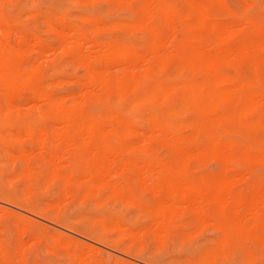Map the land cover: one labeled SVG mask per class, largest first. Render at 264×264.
Returning <instances> with one entry per match:
<instances>
[{
  "label": "rangeland",
  "instance_id": "1",
  "mask_svg": "<svg viewBox=\"0 0 264 264\" xmlns=\"http://www.w3.org/2000/svg\"><path fill=\"white\" fill-rule=\"evenodd\" d=\"M125 1L126 0H11L5 3L4 12L14 17L16 21L19 20L18 22L13 23L15 29L23 30V32L27 36H29L30 34H34L43 42L46 48L42 52L48 51L47 54H45L46 52L42 54L39 51L40 49L38 48V45L32 44V42L31 44L33 46L31 45V51L30 49H28V53H31L34 59L37 58V62L40 61L39 63L42 65L44 86H47L48 89H50L57 95H64L71 92L77 93L79 91H82V89L84 91V88L82 87L84 81L83 79L87 76V71L84 64L76 60L74 56L64 54L61 50V47L60 49H58L59 46H61L62 42L54 32L48 30L46 21L50 20L59 28L61 27L62 22L60 21V19H58V17L60 18L61 15L59 14H62V16H65L67 23H73L85 29L86 32L89 35L93 36L94 40H96L97 42H103L104 40L109 38L107 40H114L121 44L137 45L140 51L144 53L147 51L151 41L154 39V35L150 27L146 26V20L148 19L145 17V14L141 9V2H143V0H127V4L125 3ZM148 1L149 0H146L147 3L143 2L142 5L149 4L148 6L151 8V3L153 2L151 0V3H148ZM159 1H162L163 3L161 4L158 2L156 4L155 1L153 3L154 8L152 7L153 10H155V5L158 6V4H161L160 6H158L159 9L158 7H156L157 12H160L161 6L167 3L166 5H168V7L164 5V8H172V10L174 9V11L177 12V14L175 15L180 21L184 15H187L192 22L196 21L198 15L195 11V8L193 9L192 6L199 4V6L205 8V13L211 19L217 20L222 23H228L231 27H235L238 24H245V21L243 19L246 17L248 19H252L264 30V0ZM251 1H254V3H252ZM32 4H34L35 6ZM29 11L35 12V16H29ZM54 13H57L59 16ZM76 13L78 15H76ZM80 15L87 16V19L86 17L85 19H82V16ZM175 15L174 18L176 19ZM94 16L96 20H92ZM114 19L122 21L120 22L122 26L118 21H114ZM175 19H173V21ZM126 21H129V23H127ZM175 22L178 23V20H176ZM94 23H96L97 26H100L96 27ZM105 23H107L106 26L108 27L104 26ZM158 23L163 29L162 33L158 36V40L164 42L167 41L165 43L167 45H171V43L175 45L182 41L193 42L200 45L212 44L213 42L212 36L205 29L197 25H193L192 30H190V32H186L187 29L185 27L184 18L182 20V23H179V25L175 23V25L180 28H177L178 30L174 29V22L171 23L173 24V29L178 31V33L174 30V32L172 31L173 33L171 32V24L165 26L162 25L160 21H158ZM239 25L237 26L238 28L236 27V29H241L245 26L242 25L243 27L240 26L239 28ZM109 26H111L112 28ZM245 30L246 32L241 34L239 38H235L231 41L233 48L238 49V43L240 42H244L248 45H252L255 42V36L249 31L248 28H246ZM172 34L174 35V40L170 41L169 39L173 37ZM176 34H179L178 37L180 36V41L177 38ZM102 38L105 39L103 40ZM56 48L58 49V52H54L57 51ZM89 48L91 47L86 46L85 49L88 50ZM49 49L52 50L54 55H51L53 53H51ZM236 49L235 51L237 53V59L235 67L223 63H218L217 68L219 72L231 76L239 74L240 76L245 78H253L255 77L253 69L254 67H257L258 76H260V78L262 79V84L260 85L258 81H255V84L257 85L259 83L261 89H263L264 61L257 59L255 55L251 53H242ZM59 50H61L62 52ZM59 52L60 54H58ZM48 56H50V58H47ZM112 67L114 68L115 66ZM112 69L109 71L110 74H116L114 72L118 73L117 67L115 68L116 70ZM202 74V71L184 65L176 57H172L169 60V64L162 69V72L161 70L157 69H155L153 72V76L156 79L166 81L170 79L175 80V78L177 79L179 76L200 78ZM157 76L160 78H157ZM46 80H48V82H50L51 80L52 85H50V83L48 84ZM80 93L81 92L77 93L76 95ZM28 94L29 93L27 91H23L21 92V98L19 100L16 99L18 101L14 100L12 101V103H10V105L2 103L0 107V121L3 120L0 124V197L17 199L21 203H27L28 201L32 207L43 211L45 214H47V216H54L57 214L59 216V223H54L51 220L44 219L37 215L33 216L34 214H31L24 209L23 211L21 210L22 208L19 207H12V205L2 202L0 199L1 203H4L0 204V208H15L13 209L15 213H7L5 210L3 211L2 209H0V216H3L0 217V264H21V262L23 264H99L98 261H100V264H264V230L262 229L263 232L259 230L261 228H264V224L259 227H254V223L251 222V220L253 219V217H255V214L253 212L252 214L248 215L251 208L255 206L254 204H259L262 201L259 197V199L256 198L257 200L255 199L253 201L254 198H250V189L253 184H257L259 182L258 178L261 175L260 171L264 176L263 159L255 157L245 158L237 154H223L214 151L212 152L208 151L206 147H202L204 146L202 145L200 146L202 148L195 146L191 149L190 154H188V161H179L177 160V155L173 150H171V148L161 145L159 140H154L153 147L148 149L146 152H143L144 147L140 145H137L136 147L131 146L132 148H129L130 146L125 145L120 146L118 148L119 151H121L122 153H125L127 151L130 152V156L133 155V158L129 156V160H118V162H121V166L118 162H116V164L114 163L115 165L113 164V166L115 167L112 166L109 168V166L106 165V167L104 168L105 171H103L102 173L96 170L94 172V175L96 176L98 181H102L99 185L90 186L89 184H87V182H85V173H82L80 171L79 164H77L78 162L76 163L77 159L75 161V157L73 159V157L71 156V154H75L72 152L76 147V152L80 149L83 150L82 143L74 144V146L76 147H73V151L69 149V147L71 148L73 144L71 146V144L68 143L70 146L68 144L67 146L66 142H60V144L57 142V148L55 149L52 148V145H50L49 147L52 146V151L51 148H49V150L45 153H42L41 151L39 152L36 149L38 148L40 150V148L38 147L39 141L37 139L39 135H42L47 131V135L51 137V144H54V139H52V137H56L54 135L59 130L52 131V128H50V126L46 124L47 118H43V116L40 115L41 112L37 111L36 106L38 104V109H46L48 108L45 106L47 103L45 104L44 102H42V100L32 101L31 103L29 102L30 98H28ZM36 102H38L37 105ZM116 102V95L108 97L105 101V103L109 106L115 105ZM42 103L44 108L41 107ZM97 103V100L93 99L87 104L86 108L89 110H94L97 107ZM16 104L17 106H20H16L18 109L15 108ZM22 104L25 107H23ZM8 107H10V110H7ZM4 108H6L5 113L8 112L7 114H3V110H5ZM129 108V105H122L120 107L122 114L124 116L131 117L132 120L140 127L147 128L148 121L146 117L144 115H138L135 111ZM17 113L19 114V116L17 115ZM2 114L4 115V118H2ZM256 116L263 118L264 110L257 111ZM179 117L182 120L189 121L195 117V113L193 111H181L179 113ZM5 121L7 122V124L5 123ZM39 121L43 125V129H40V131L44 130L43 133L41 132L42 134H40L38 128L32 129L34 130V133H32L31 136L29 135V133L32 132V130L29 128L28 129L30 130V132L28 134H25L29 131L28 129H26L27 131L23 133L26 128L23 127V124L26 125L27 123L31 124ZM16 122L22 125L18 129V126L12 127V131H10L11 135H9L6 126L9 124H14ZM179 128L180 131L186 135L191 133V128L189 127L182 125ZM219 128L221 133L226 135L229 134L228 136H232V138L234 136L235 138L236 136H238V141L243 138V141H248L250 143H264L263 124L254 126L248 123H240L235 118H224L219 123ZM60 131L58 133L61 134L62 131ZM20 133L22 134V138ZM58 133L56 134L57 137ZM215 134V130L212 127H209L201 135L199 141L202 143H206L210 136H214ZM14 135H17V137ZM28 135L31 138L27 137ZM12 136L14 137L12 138ZM18 136L20 137L19 142ZM235 138L234 140H237V138ZM133 139L139 141L140 137L136 136ZM2 140L4 142H2ZM18 145H20V147ZM64 146L72 151L71 154H66V152L69 150L65 149L66 152H64V150L61 149ZM199 148L200 150H204H202L201 152L199 151ZM195 149H197L198 151H196ZM18 150H21L20 153H18ZM54 150L57 151L54 152ZM6 151H8L9 153ZM57 152L60 153H58V159L61 158L64 164H58L61 161H58L57 159L56 165L54 167V164L50 162V159L52 158L54 153ZM138 153L142 154L139 156L146 155L148 156V158L150 157L149 159H152L151 156L155 155L153 159L156 158V160L154 159V161H156L157 164L161 163L164 166V169H171L182 166L185 167L196 183L199 182L200 176L205 178L211 177L212 175L221 174L227 175L229 177L234 176L233 178L230 177L232 179V197H236L242 194L245 199L243 205L241 206V209L238 210L237 214L239 218H242V216L246 215L241 219V225L239 223H235L236 219L234 215L236 216V214L234 212L235 208L233 204L223 210L218 205H212L208 202L206 203V201L205 204L207 205L203 204L204 206H202V203L204 201L199 203V201H197L198 198H196L195 201V197L187 193L184 196L180 194L175 195L174 198L172 196V193L169 195H165L161 189L158 190L159 188L157 186H159V184L156 186V183L153 179L155 178L157 183H162V181H164L161 177V172H159V169H162L163 167L158 168V173L160 174L156 173L158 174V177L156 178V174L154 172H156V168L159 166H155L152 163L153 166L156 167H154L155 170H153L154 172H152L155 175L150 173L153 169L152 164L151 166L150 163L149 165L145 164L147 162H143L141 164V159H137L136 156L138 155ZM63 154H66V156H64ZM60 155H62L63 157ZM134 155L136 158L134 157ZM41 156H44V158H42ZM67 157L70 158L69 161ZM63 159H66L67 163L70 161L74 162L73 165L70 163L69 167L72 166L75 169L76 174H79V178L82 177L80 179V181H82L81 183H65L63 175L69 174V170L66 169V167L68 168V164L66 165ZM131 159L133 161H131ZM123 162H125V165L127 163V167L125 165H122L124 164ZM118 165L121 169L118 168ZM117 169L120 171H118ZM122 169L127 171L124 172L122 171ZM113 170L114 172L115 170H117L118 174L110 173V171L113 172ZM147 170L149 172H146ZM26 171H28L29 174L26 175ZM253 171L259 172L255 173L256 175L254 176ZM139 172L142 176H139ZM248 172L253 173L249 174ZM16 173L18 175H16ZM146 173L148 175L149 173L150 175L152 174V177L150 175L148 176ZM121 174L123 175L121 176V179L123 180L122 182H124V184L120 182L121 180H119V182L116 181V179H120ZM244 174H246L247 177L242 176ZM116 175H118L119 177ZM13 176L19 177L14 178ZM113 176H115L114 178H117L112 179ZM151 178L153 181L151 180ZM168 178L167 179L172 182H169V184H173V177ZM157 179H159L160 181L158 182ZM145 180L147 182L149 181L150 185L148 183H145ZM165 182L168 183V181L166 180ZM121 183L125 185V189H123L124 187L123 185H121ZM116 186L118 187L116 188ZM87 188L90 189H88L90 191V195H86L87 198L84 195L85 198H83L82 194H84ZM156 190L159 192H157ZM27 191H30L29 195L28 193H26ZM64 192L65 194H63ZM66 193L70 194L68 195L69 198L66 196L68 199L65 198ZM81 195L83 199L80 198ZM181 197L184 199H181ZM64 199L66 200L64 201ZM61 200L63 201L59 202ZM165 200L168 201L165 203ZM193 200L198 205L194 204L195 202ZM45 201H48V203H46ZM49 202H52V204H50ZM161 202H163L164 204H162ZM179 202L181 203L180 205ZM57 203L59 204L58 206H56ZM174 203L176 204L173 205ZM248 204H250V206H248ZM62 207L64 209H62ZM197 207L198 209H196ZM260 207H258L259 210L262 209ZM203 209H205L206 211ZM1 210L3 212H1ZM162 212H164L163 215L164 217H166L165 220L163 219V217H161L163 220L160 221V219L157 221V219L160 218L159 216H161L158 214ZM169 212L173 213L170 214L171 216L168 220L167 218L169 217V215L167 214H169ZM202 213H204L205 216ZM257 216L259 219L264 221V208ZM93 217L96 218V220H94ZM99 217H101L102 221L101 219H99ZM249 217H251L252 219ZM207 219H209V222L205 223L206 221H208ZM211 219L213 220V222ZM154 220H156L157 222H155L154 226L151 227ZM167 220V223L169 224L166 227V230L162 225H164V222ZM253 220L255 221V219ZM160 222H163L164 224L161 225ZM247 223L251 224L247 225ZM22 225L24 226V228L22 227ZM118 225H120V228L118 227ZM65 226L70 227L71 229H67ZM143 226L144 229L142 228ZM122 227L126 230H123ZM150 227L151 230H148ZM135 228L136 230L134 231ZM137 230L141 232L140 236V233L136 232ZM164 230L168 232H163L165 236L161 234L163 239L160 235L156 238L157 234L153 233V231H156V233L157 231H160L161 233V231ZM68 231H73V234L72 232L70 233ZM124 231H129L130 233ZM184 231H188L187 233H194L190 234L191 236H189V234H187L186 236ZM258 231L262 232L263 234L259 233ZM32 235H34L35 237H33ZM54 235L56 236V238ZM81 235L83 237H81ZM37 237L39 238L38 240L35 239V241L34 238ZM84 237L87 239H91V241L85 239ZM96 239L105 240L107 243H109V246H104L101 244L97 245L99 243L95 241ZM64 241L67 242L66 246L64 245V243H66ZM83 241L86 243V245L88 244V246L97 245L96 247H99L100 250L94 249L93 251H90L92 248L90 246V248H87L88 246H85L84 243H82ZM92 241L95 242L93 243ZM22 242L24 244H22L23 247L21 245ZM129 242L130 244H128L127 247V243ZM221 244L225 251H221ZM161 245L163 247H161ZM45 246L48 248V250L45 249ZM51 247L52 249H50ZM81 247H83L84 250L86 247V250L84 251ZM122 250H126V253L122 252ZM212 251L217 254L214 256V258L213 256H211ZM76 252H79V255ZM85 252L89 253H86V255H84ZM1 253L3 254L1 255ZM108 254L110 255V257H107L109 256ZM122 254L127 255L129 258H127V256L125 255L123 256ZM81 255L83 257H81ZM89 257L91 260L89 259ZM80 258L81 260H79ZM87 258L89 260H87ZM136 259L140 260L141 262L137 261ZM199 259L200 261L203 260L204 263H199ZM205 259L210 260L208 261V263H206L207 261H205ZM5 260L9 263H7Z\"/></svg>",
  "mask_w": 264,
  "mask_h": 264
},
{
  "label": "bare ground",
  "instance_id": "2",
  "mask_svg": "<svg viewBox=\"0 0 264 264\" xmlns=\"http://www.w3.org/2000/svg\"><path fill=\"white\" fill-rule=\"evenodd\" d=\"M8 1H11V0H0V107H1L2 103L10 105V103H12V101H14L16 99L19 100L21 98V92H23V91H27L29 93L28 94V98H30L29 102L32 103V101L42 100V102H44L45 104L47 103L48 105L47 104L46 105L44 104V105L48 108L38 109L37 106L39 104L37 105L38 102H36V105H37L36 108H37V111L41 112L40 115H42L43 118L44 117L47 118L46 124H48L50 126V128H52V131L53 130H56V131L61 130L62 131V132L60 131L61 134L58 133L59 131L56 133L54 132L55 133L54 136H56V137H52V139H54V141H53L54 144H51V140H50L51 137H49L47 135V131L45 133H43L44 130L40 131V129H43V127H42L43 125H42V123H40V121L36 122V123H31V124L27 123L26 125L23 124V127L24 128L26 127L25 130L23 129L24 130L23 133L25 131H27L26 129H28V128L31 130L34 128H38L40 134L43 133L42 135H39V137L37 136L38 137L37 139L39 141L38 147L40 148V150L38 148H36L39 152L41 151L42 153L47 152L49 150V148H51L52 146H53L52 148H54V149L57 148V144L58 143L60 144V142H66V145L69 143V144H71V146L73 144V146L71 148L69 147V149H71L72 151L74 150L73 147H76V146H74V144L82 143L83 150L80 149L77 152H76L77 147L75 148V150L73 152L71 150L67 149V147H65V146L63 147L64 149L63 148H61V149L64 150V152H66L65 149L70 151V152L67 151L66 154H68V153L71 154V152L75 153L73 155L71 154V156L73 157V159L75 157V161L77 159L76 163L78 162L77 164H79L80 171L82 173H85V176H84V178H86L85 182H87V184H89L90 186L91 185L92 186L93 185H99L100 182L102 181V180L98 181L96 176L94 175V172L96 170H98L99 172L102 173L103 171H105L104 168L106 167V165L109 166V168H110L113 166L114 163L116 164V162H118V160H129L130 152L127 151L125 153H122L118 149L120 146L125 145V146H130L129 148H132L131 146L136 147L137 145H140V146L144 147L143 152H146L148 149L153 147L154 140H159L161 145L171 148V150H173L175 152V154L177 155V160H179V161H188L189 160L188 154H190L191 149L194 148L195 146L200 147L202 145H204L202 147H206L208 149V151H212V152L214 151V152H219V153H223V154H226V153L237 154V155H241L242 157H245V158L255 157V158H259V159L264 160V143H261V142H258V143L257 142L256 143L251 142L250 143L248 141H243V138L241 139L242 140L241 141L240 136H239L240 141H238V138H237L238 136H236L237 140H234L235 136L232 138V136H228L229 134L228 135L223 134L219 130L220 129L219 123L224 118H226V119L235 118L240 123H248V124H251L254 126L260 125V124L264 125V117L262 118V117L256 116L257 111L264 110V87H263V89H261L260 85L262 84V79L260 78V76H258L257 67H254V69H253V72L255 73V75H254L255 77H253V78H245V77L240 76L239 74H235L232 76L227 75V74H223V73L219 72V70L217 68L218 63H223L226 65L235 67L236 59H237V57H236L237 53L235 51L236 48H233L231 41L235 38H239L241 34L245 33L246 28H248L249 31L255 36V42L252 45H248L244 42H240V43H238V47H237L238 49H236V50H238L239 52H242V53H251V54L255 55V57L257 59L264 61V30L257 23H255L252 19H248L245 17L243 19L245 21V24L241 23L243 26L244 25L245 26L243 27L242 25L238 24L239 28H240V26H242L243 28L236 29V27L238 25H236L235 27L234 26L231 27L228 23H222V22H219L217 20L209 18L207 16V14L205 13V8L199 6V4L198 5L196 4V5L192 6L193 9L195 8V11L197 12V15H198V18L196 21L192 22L188 18L187 15L183 16V18L185 20V27L187 29L186 32H190V30H192L193 25H197L199 27H202L212 36V40H213L212 44L200 45V44H196L193 42L182 41V42L175 44V45H173L172 43H171V45H167V44H165L167 41L164 42V41L158 40V36L163 31V29L160 27L158 21H160L162 23V25H165V26H168L174 22V26L176 27V28L174 27V29H177L178 27L175 25V23H176L175 21L178 20V23H176V24L179 25V23H182L183 18L180 21L179 19H177L178 17L175 15V14H177V12L174 11V9L172 10V8H170V9L164 8V5H166L167 3L163 4L161 6L160 12H157L156 7L160 6L163 3L162 1L155 0L156 4L158 2L161 4H158V6L155 5V10H153L152 7H153V5H154L153 3L155 1L152 0L153 3L150 2L151 0L148 1V3L150 2L152 4V7L150 8L148 6L149 4L142 5L143 2L147 3L146 0H143V2H141V9L143 10L145 17L148 19V20H146L148 23V25L146 23V26L150 27V29L152 30V33L154 35V39L151 41L147 51L143 53L140 51V49L137 45L121 44V43H118L114 40H107L109 38H107L106 40H104L105 38H102L104 40L103 42H97L96 40H94L93 36L89 35L86 32L85 29H83V28H81V27H79L73 23H72L73 25L71 23L70 24L67 23L65 16H62V14H59V15H61L60 18L58 17V19H60V21L62 22L61 27L58 28L57 25H54L50 20H48V21H46L47 28H48V30L54 32L60 38L62 43H61V46L58 45L59 46L58 49H60V47H61V50L63 51L64 54L72 55L75 57L76 60H78L79 62L84 64V66L86 67L87 76L83 79L84 81H83L82 87L84 88V91H83V89H82V91H79V92H81L80 94L76 95L79 92H77V93L75 92L76 94L71 92V93H67V94L62 93L64 95H61V94L57 95V94L53 93L50 89H48L47 86L46 87L44 86L42 65L39 63L40 62L39 59L42 57H40L38 59L39 62H37V58L34 59L33 55H31V53H28L29 52L28 49H30V51H31V45L32 44L38 45V48L40 49L39 51L42 54L46 52V51L42 52L43 50H45L46 47L44 46L43 42L39 39V37H37L36 35L30 34L29 36H27L23 32V30L15 29V27L13 26V23L18 22L19 20L16 21V19L14 17H12V16L8 15L6 12H4V5ZM126 1H125V3H126ZM140 1H142V0H140ZM251 2L254 3V1H251ZM252 3H250V4H252ZM151 4H150V6H151ZM32 5H34V4H32ZM166 6L168 7V5H166ZM158 9H159V7H158ZM57 13H54V14H57ZM28 14H29V16H32V17L35 16V12L29 11ZM76 15H78V14L76 13ZM174 15L176 16V19L174 18ZM16 16H17V14H16ZM80 16H82V15H80ZM26 17H27V13H26ZM85 17L87 19V16H82V19H85ZM94 19H95V16H94V18H92V20H94ZM173 19H175V20L173 21ZM236 19H237V17H236ZM114 21H118L119 23L122 22V21L115 20V19H114ZM127 23H129V21ZM94 24L96 25V23H94ZM100 24H102V23H100ZM106 25H107V23L104 24V26H106ZM98 26H100V25H98ZM98 26L96 25V27H98ZM121 26H122V24H121ZM171 26H172V28H170V29H172L171 30V32H172L174 30L173 24H171ZM106 27H108V26H106ZM109 27H111V26H109ZM179 27H181V26H179ZM178 29H180V28H178ZM174 31H176V30H174ZM176 32L178 33V31H176ZM181 32H182V30H181ZM178 35H177V38L180 41V38H179L180 36L178 37ZM169 37H171V36H169ZM169 40L173 41L174 35ZM31 42H32V44H31ZM169 44H170V42H169ZM86 46H89L91 48H89L87 50V49H85ZM58 49H57V51H54V52H58ZM61 50H59V51H61ZM50 51H51V53H53L52 50H50ZM47 52L45 54H47ZM58 54H60V52ZM51 55H54V53ZM50 56H48L47 58H50ZM60 56H62V55H60ZM56 57H57V55H56ZM172 57L178 58L184 65H187L189 67H192L193 69L202 71V73H203L202 76L200 78L179 76L177 79L175 78V80L170 79L171 81L168 79H167L168 81L156 79L153 76L154 70L157 69V70H161V72H162V69L165 68L169 64V60ZM35 60H36V62H35ZM112 66H115V67L113 68ZM111 67L113 69H115L117 67L118 73L114 72L116 74H110L109 71L112 69ZM234 67H233V69H234ZM47 68H48V66H47ZM66 77H67V75H66ZM157 78H160V77L157 76ZM255 81L256 82L258 81L260 83V85H259V83L256 85ZM46 82L48 84L50 83V85H52L51 80H50V82H48V80H46ZM113 95H116L117 102L115 105L109 106L108 104L105 103V101L108 97H111ZM93 99L97 100V102H98L97 107L94 110H89L86 108V106ZM18 100H16V101H18ZM29 102H28V104H29ZM32 105H34V104H32ZM122 105H129L130 108L133 111H135L138 115H144L148 121V127L147 128L140 127L138 124H136L132 120L131 117L124 116L121 112V109H120V107ZM16 106H17V104L15 105V108H17L19 105L17 107ZM22 106H23V104H22ZM23 107H25V106H23ZM41 107L44 108L43 103H42ZM39 108H40V106H39ZM4 109L5 110H3V114H7L8 112L5 113L6 108H4ZM7 110H10V107H8ZM181 111H193L195 113V117L189 121L182 120L179 117V113ZM17 115L19 116L18 113H17ZM2 118H4V115L2 116ZM2 121H0V124ZM5 123L7 124L6 121H5ZM23 123H24V121H23ZM21 125L17 122L14 124L7 125L6 129L9 133V135H11L10 131H12L11 130L12 127L18 126L17 127V129H18V128H20ZM182 125L191 128V133L187 134V135L182 133L180 131V128H179ZM209 127H212L215 130L216 134L214 136H210V138L206 141V143L200 142L199 140H200L201 135ZM33 131L34 130H32V132H30V130H29L25 134H28L30 132L29 135L31 136V134L34 133ZM63 132H64V134H63ZM57 133H58V137L56 135ZM17 135H18V133H17ZM17 135H14V136L17 137ZM29 135L27 137H30ZM14 136H12V138ZM136 136L140 137L139 141H136L133 139ZM19 138L20 137L18 136V142H19ZM21 138H22V134H21ZM2 142H4V141L2 140ZM50 145H52V146L49 147ZM102 145H104V146H102ZM18 146L20 147V145H18ZM202 147H200V148H202ZM52 148H51V151H52ZM200 148H199V151L202 152V150H204V149L200 150ZM61 149H60V151H61ZM28 150H31V149H28ZM128 150H131V149H128ZM195 150L198 151L197 149H195ZM20 151L18 153H20ZM56 151L57 150H54V152H56ZM6 152H8V151H6ZM58 153L59 152L54 153V155L50 159V162H52L54 164V167L56 165V161H57L59 154H60V153L59 154ZM11 154H13V153H11ZM66 154L65 155L63 154V155L66 156ZM139 155H142V154L138 153V155H136L137 159H141L140 160L141 164L143 162H147L145 164L149 165V163H150V166L152 163L155 166L156 165L159 166L156 168L152 164L153 169L151 168L152 171L150 173L154 172L153 171V170H155L154 167L156 168V172H154L155 174L158 173V168L163 167L162 168L163 171H162V169H159V172H161V177L163 178L164 181H162V183H161V182H159L160 180L157 179L159 182V183H157L155 178H153V179H154V182L156 183V186L159 184V186H157L159 189L157 187L156 188L158 190L161 189L165 195H169L172 193L173 194L172 196L174 198L175 195L180 194V195L184 196L187 193L189 195H193V197H195L194 198L195 201H196V198H198L199 200L197 199V201H199V203L204 201L202 203V206H204L203 204H205V201H206V203L208 202L212 205L213 204L218 205L223 210L225 208H227L228 206L233 204V206L235 208L234 212L236 214V216L234 215V217L236 219V220L234 219L235 223L240 224L242 222L241 219L244 216H246V215H244V216H242V218H239L237 215L238 210L241 209V206L243 205L245 199H244V196H242V194L239 196H236V197H232L233 191H232V185H231V180H232L231 178H233L234 176L233 177L230 176L231 178L229 176L223 175V174L212 175L211 177H208V178L200 176L199 182L196 183L195 180L190 176L188 170H186V168L183 166L182 167H175V168H171V169H168V168L164 169V166L161 163L157 164L156 161H154V159L156 160V158L153 159V157L155 155L151 156L152 159H149L150 157L148 158V156H146V155H144V156H139ZM60 156H62V155H60ZM41 157L44 158V156H41ZM130 157L133 158V155ZM134 157H135V155H134ZM59 159H58V161H61V162H59L58 164L63 163L61 158H59ZM66 159H63V160L65 161L66 165L68 164V168L66 167V169L69 170V174L63 175V179H64L65 183H76V184L81 183L82 181H80V179L82 177L79 178V174H76L75 169L72 166L69 167V164L71 163L73 165L74 162L70 161L67 163ZM73 159H71V160H73ZM69 160H70V158H68V161ZM142 160H144V161H142ZM149 160H150V162H149ZM131 161H133V160L131 159ZM125 162H127V161H125ZM125 162H123L124 164H122V165H125ZM118 163H120L119 165L121 166V162L119 161ZM126 165H127V163H126ZM144 165H143V167H144ZM120 166L118 168H120ZM113 167H115V166H113ZM54 170H56V169H54ZM117 170H115V172H114V170H113V172L110 171V173H114V174L117 173L118 174V171H120V170H118V171ZM255 170H257V169H255ZM50 171H51V169H50ZM122 171L125 172L127 170L122 169ZM129 171H131V170H129ZM263 171H264V169H263ZM26 172H27V173H25L26 175L29 174L28 171H26ZM30 172H31V170H30ZM143 172H145V171H143ZM146 172H149V171L147 170ZM253 172H250V173L252 174ZM258 172L255 171L253 173V175L255 176L256 175L255 173H258ZM150 173H149V175H150ZM154 173H152V174H154ZM260 173H261V175L258 178L259 182L257 184H253L251 189H250V193H251L250 198H254L253 201L258 197L261 198V200L263 201L262 202L260 200L261 204L255 203L254 204L255 206L251 208L252 211L250 210L249 211L250 213H248V215L252 214L253 212L255 214L256 218L253 217V219H255V221L251 217H249L252 219L251 222L254 223V224L252 223L254 227H259V226L264 224V221L259 219L257 216L260 214V211L263 210V208H264L263 207L264 206V204H263L264 203V176H263V173L261 171H260ZM152 174L150 175L151 177H152ZM158 174H160V173H158ZM158 174L155 175L156 178L158 177L157 176ZM246 174H244L242 176H246ZM249 174H248V176H249ZM16 175H18V174L16 173ZM140 175H141V173L139 172V176ZM154 175H153V177H154ZM238 175H240V174H238ZM116 176H118V175H116ZM121 176H123V175L121 174L120 179L118 178V180L116 179L117 177L114 178L115 176H113L112 179H116L117 182H119V180H121L120 182H122L123 180L121 179ZM16 177L18 178L19 176H16ZM16 177H14V178H16ZM168 177H171V178L173 177L172 180L174 182L175 181L176 182L175 183L173 182V184H169V182H171V181L168 180L169 179ZM12 178H10V179H12ZM104 178H106V177H104ZM151 180H152V178H151ZM165 180L168 181V183L165 182ZM116 181H114V182H116ZM28 183H30V182H28ZM122 183L124 184V182H122ZM122 183H121V185H123ZM145 183L149 184V181L147 182L145 180ZM155 183H154V185H155ZM118 184H120V183H118ZM117 187L118 186H116V188ZM123 187H124L123 189H125V185H123ZM96 188H97V186H96ZM88 189L89 188H87L85 190L86 193L84 192V194H82L83 198H85V196L88 194L90 195V191H89L90 189L89 190ZM114 190H116V189H114ZM157 192H159V191H157ZM26 193H28V195H29L30 191L29 192L27 191ZM63 194H65V192ZM129 194H130V192H129ZM28 195H25V196H28ZM68 195H70V194L66 193L65 198H67ZM82 195L80 198H82ZM172 196H171V199H172ZM70 197H72V196H70ZM86 198H87V196H86ZM0 199L2 202H5L7 204L12 205V207H17V208L19 207V208H22L21 210L24 209L27 212L34 214L33 216L37 215V216H40L44 219L51 220L54 223H59V216L57 214L54 216H47V214H45L43 211L32 207L28 201H27V203H21L17 199L8 198V197H0ZM181 199H184V198L181 197ZM65 200L66 199H64V201ZM191 200H192V198H191ZM1 201H0V204H4V203H1ZM62 201L63 200H61L59 202H62ZM167 201L165 200V203ZM45 202L48 203V201H45ZM161 203L164 204L163 202H161ZM176 203H174L173 205H175ZM50 204H52V202ZM180 204L181 203L179 202V205ZM194 204H197V203L195 202ZM58 205L59 204L57 203L56 206H58ZM205 205H207V204H205ZM248 206H250V204H248ZM257 206L258 207L261 206L260 208H262V209L259 210ZM198 207L196 209H198ZM0 209H2V208H0ZM13 209H15V208H13ZM13 209H11L9 207H3L2 210L3 211L5 210L7 213H15V211ZM62 209H64V208L62 207ZM199 209H201V208H199ZM2 210H1V212H3ZM57 210H58V207H57ZM203 210H205V209H203ZM256 210H257V212H256ZM163 213L164 212L158 214L161 216H159L160 218L157 217L158 218L157 221L160 219H161L160 221H162L163 219L165 220L166 217H164ZM172 213L173 212H169V214H167V215H169V217L167 216L168 220L171 216L170 214H172ZM202 214H204V213H202ZM204 216H205V214H204ZM0 217H3V216H0ZM161 217H163V219ZM93 219L96 220V218H94V217H93ZM99 219H101V217H99ZM0 220H1V218H0ZM168 220L164 222L165 224L163 222L162 223L160 222L161 225L164 224L162 226H164L165 229L169 224V223H167ZM202 220H206V219H202ZM207 220L208 221H206V222L204 221V222L205 223L209 222V219H207ZM101 221H102V219H101ZM157 221L154 220L153 225L151 227H153L155 222H157ZM212 222H213V220H212ZM246 222H247V220H246ZM13 224H14V222H13ZM151 224H152V222H151ZM248 224L249 223H247V225ZM19 227H21V226H19ZM22 227L24 228L23 225H22ZM65 227L67 229H71L70 227H67V226H65ZM118 227L120 228V225H118ZM151 227L148 230H151ZM263 227H264V225H263ZM142 228L144 229V226ZM142 228H140V229H142ZM262 229L264 230V228H261L259 230L263 232ZM20 230H21V228H20ZM123 230H126V229L123 228ZM135 230H136V228L134 229V231ZM139 230H137L136 232H139ZM129 231H131V230H129ZM129 231H124V232H129ZM260 231H258V232L261 234L264 233V232L262 233ZM68 232H70V231H68ZM71 232L73 234V231H71ZM124 232H123V234H124ZM131 232H133V231H131ZM163 232H168V231L164 230V231H161V233H160V231H157V233H156V231H153L154 234H157L156 238L159 235L161 236V234L163 236H165ZM187 232H185L186 236H187V234H189V236H191L190 234L194 233V232L193 233H187ZM139 233L138 234L140 236L141 232H139ZM19 236H20V234H19ZM32 236L35 237L34 235H32ZM79 237H80V235H79ZM81 237H83V236L81 235ZM38 238L39 237L34 238V240L35 239L38 240ZM55 238H56V236H55ZM161 238L163 239L162 236H161ZM190 238H192V237H190ZM85 239H87V238H85ZM87 240L91 241V239H87ZM95 241L97 243H99L97 245L101 244L104 246H109V243H107L105 240L96 239ZM95 241H92V242L94 243ZM64 242H66V241H64ZM82 243H84L85 246H88V244L86 245V243L84 241ZM22 244H23V242L21 243V245ZM128 244H130V242L127 243V247H128ZM23 245H22V247H23ZM64 245L66 246L67 242L64 243ZM140 245H141V243H140ZM89 246L92 248L91 250L89 249L90 251H93L94 249L100 250L99 247H96L95 245L94 246L89 245ZM89 246L87 248H90ZM220 246H222V244ZM129 247H130V245H129ZM161 247H163V246L161 245ZM81 248L83 249V247H81ZM81 248H80V250H81ZM222 248H223V246H222ZM222 248H221V251H223V250L225 251V249L224 248L222 249ZM45 249L48 250V248L46 246H45ZM50 249H52V247ZM106 249H108V248H106ZM74 250H73V252H74ZM85 250H86V247H85ZM113 251H115V250H113ZM1 252H2V250H1ZM20 252H22V251H20ZM20 252H19V254H20ZM122 252L126 253V250H122ZM76 253L79 255V252H76ZM86 253L88 254L89 252H85L84 255H86ZM115 253H117V252H115ZM2 254L3 253H1V255ZM118 254H120V253H118ZM211 254H212L211 256H213V258L215 255H217L213 251ZM222 254H223V252H222ZM125 256H127V255H125ZM19 257H20V255H19ZM81 257H83V256L81 255ZM107 257H110V255ZM127 258H129V257L127 256ZM89 259H90V257H89ZM89 259L87 258V260H89ZM79 260H81V258ZM209 260L210 259H208V260L205 259V261H207L206 263H208ZM97 261H98V259H97ZM137 261H140V260H137ZM198 261H199V263L203 262V260L200 261V259ZM98 262L100 264V261H98ZM7 263H9V262H7ZM21 264H23V263L21 262Z\"/></svg>",
  "mask_w": 264,
  "mask_h": 264
}]
</instances>
